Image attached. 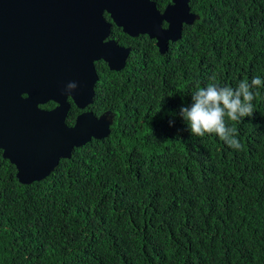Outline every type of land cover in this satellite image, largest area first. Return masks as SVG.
I'll return each instance as SVG.
<instances>
[{"label": "trees", "instance_id": "obj_1", "mask_svg": "<svg viewBox=\"0 0 264 264\" xmlns=\"http://www.w3.org/2000/svg\"><path fill=\"white\" fill-rule=\"evenodd\" d=\"M190 7L199 18L165 54L112 25L131 53L118 72L96 64L89 107L111 115L108 139L31 186L0 151V264H264V88L251 117L229 121L240 150L191 135L179 115L213 75L233 87L264 78V0ZM81 112L72 102L66 124Z\"/></svg>", "mask_w": 264, "mask_h": 264}, {"label": "water", "instance_id": "obj_2", "mask_svg": "<svg viewBox=\"0 0 264 264\" xmlns=\"http://www.w3.org/2000/svg\"><path fill=\"white\" fill-rule=\"evenodd\" d=\"M198 18L190 0H171L162 12L153 0H0V150L19 183L45 181L76 150L110 137L111 115L89 107L96 63L118 72L131 53L111 38L112 25L156 40L165 54ZM72 102L82 112L68 126Z\"/></svg>", "mask_w": 264, "mask_h": 264}, {"label": "clouds", "instance_id": "obj_3", "mask_svg": "<svg viewBox=\"0 0 264 264\" xmlns=\"http://www.w3.org/2000/svg\"><path fill=\"white\" fill-rule=\"evenodd\" d=\"M216 76L204 86L197 85L191 92V103L180 109L179 115L191 135L203 137L215 134L229 148L240 150L243 146L238 139V129L229 121L242 122L255 112L253 101L264 88V78L259 75L240 80L235 87L216 83ZM70 83L66 91L74 89ZM173 121H170V126Z\"/></svg>", "mask_w": 264, "mask_h": 264}, {"label": "flooded vegetation", "instance_id": "obj_4", "mask_svg": "<svg viewBox=\"0 0 264 264\" xmlns=\"http://www.w3.org/2000/svg\"><path fill=\"white\" fill-rule=\"evenodd\" d=\"M170 2H171V0H170ZM170 2H169V3H170ZM169 3H168V4H169ZM168 4H167V5H168ZM167 5H166V6H167ZM166 6H165V7H166ZM163 10H164V9H163ZM106 20H107V21H110V20H108V19H106ZM164 25H165V24H164ZM164 25H163V26H164ZM96 64H97V63H96ZM0 151L2 152V150H0ZM2 155H3V152H2Z\"/></svg>", "mask_w": 264, "mask_h": 264}]
</instances>
